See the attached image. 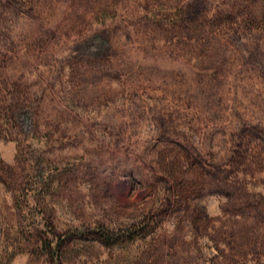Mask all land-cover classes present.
Segmentation results:
<instances>
[{
	"label": "rangeland",
	"instance_id": "374dc122",
	"mask_svg": "<svg viewBox=\"0 0 264 264\" xmlns=\"http://www.w3.org/2000/svg\"><path fill=\"white\" fill-rule=\"evenodd\" d=\"M0 264H264V0H0Z\"/></svg>",
	"mask_w": 264,
	"mask_h": 264
},
{
	"label": "trees",
	"instance_id": "16d2710c",
	"mask_svg": "<svg viewBox=\"0 0 264 264\" xmlns=\"http://www.w3.org/2000/svg\"><path fill=\"white\" fill-rule=\"evenodd\" d=\"M102 238H104V239L106 238L107 239V235L106 236L104 235V237L102 236Z\"/></svg>",
	"mask_w": 264,
	"mask_h": 264
}]
</instances>
